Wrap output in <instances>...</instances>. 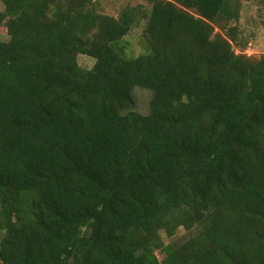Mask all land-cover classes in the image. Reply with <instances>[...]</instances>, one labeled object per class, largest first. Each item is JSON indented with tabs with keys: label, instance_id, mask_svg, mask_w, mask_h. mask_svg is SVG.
I'll list each match as a JSON object with an SVG mask.
<instances>
[{
	"label": "trees",
	"instance_id": "obj_1",
	"mask_svg": "<svg viewBox=\"0 0 264 264\" xmlns=\"http://www.w3.org/2000/svg\"><path fill=\"white\" fill-rule=\"evenodd\" d=\"M96 2L0 0V264H264V53L232 49L240 0Z\"/></svg>",
	"mask_w": 264,
	"mask_h": 264
},
{
	"label": "rangeland",
	"instance_id": "obj_2",
	"mask_svg": "<svg viewBox=\"0 0 264 264\" xmlns=\"http://www.w3.org/2000/svg\"><path fill=\"white\" fill-rule=\"evenodd\" d=\"M123 1H128L131 4L141 3L146 4V0H97L95 9L98 12L116 16ZM240 17L236 23L238 33V44L232 49L239 54H243L249 59H255L260 54L264 53V0H240ZM144 25L134 28L127 39L134 45L136 51L139 46L137 44L139 35L142 33ZM219 30L215 28V32ZM7 34L5 29H0V40H6ZM77 63L84 69H90L94 64V59L87 55H78ZM151 94L148 90L136 87L133 90V110L145 114L148 111V103ZM189 233L185 232L183 228H179L173 238L176 241L187 238ZM163 242L166 244L171 239L161 232ZM156 255L159 260H162L164 255L156 250Z\"/></svg>",
	"mask_w": 264,
	"mask_h": 264
}]
</instances>
